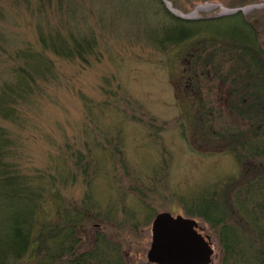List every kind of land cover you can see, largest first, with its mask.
Here are the masks:
<instances>
[{
    "label": "rangeland",
    "instance_id": "obj_1",
    "mask_svg": "<svg viewBox=\"0 0 264 264\" xmlns=\"http://www.w3.org/2000/svg\"><path fill=\"white\" fill-rule=\"evenodd\" d=\"M243 2L0 0V86L23 64L16 52L49 58L18 117L2 122L9 156L51 228L81 215L76 241L44 231L45 248L0 264H154L147 251L160 211L199 221L213 264H264V235L232 201L251 180L231 148L244 151L220 118L230 110L235 123L234 101L264 96V0ZM175 23L193 28L184 42L170 38ZM42 36L70 46L91 39L92 49L60 56ZM249 71L258 80L251 88Z\"/></svg>",
    "mask_w": 264,
    "mask_h": 264
},
{
    "label": "trees",
    "instance_id": "obj_2",
    "mask_svg": "<svg viewBox=\"0 0 264 264\" xmlns=\"http://www.w3.org/2000/svg\"><path fill=\"white\" fill-rule=\"evenodd\" d=\"M176 20L179 21V18ZM182 28L187 27L175 23L171 28L172 36L170 38L174 39V42H184V39L189 37L188 32L193 31V28H188L187 31ZM41 42L45 48L50 49L54 54L66 57L73 53L81 57L88 52V49H92L91 39L76 40L70 46L69 43L62 45L55 38L42 36ZM245 42L247 47L252 44L249 38H245ZM16 54L23 59V64L16 68L14 81H7L0 86V258L11 255L20 257L26 250H37L39 244L45 248L47 246L46 241L49 240L42 238L41 235L44 231L50 234V240L65 241L67 234H69L71 241H76L74 235L77 233L76 228L81 222L76 219V217L81 216L80 212L65 218L67 215L65 209L57 206L55 217L62 215L66 219V221L64 219V225L68 229L62 227L61 231L58 232L51 228V225L47 223L48 219L44 220L40 216L42 206L36 208L37 202L34 203L36 194L32 186L21 174L13 158L9 156L14 153L12 140L9 131L2 122L18 117V105L30 96L31 79L35 80V74L40 75V71L46 67L45 64L49 61L43 52L21 50ZM190 55L194 56L193 54ZM198 56L200 58V54ZM260 66L264 71V64ZM206 72L208 71L203 74ZM247 79L249 88L257 86L258 80L254 78L251 71H249ZM254 95V93L250 94L251 102L249 103H244L245 99H248L247 96L244 97L242 103L235 101L232 103L233 107L231 108L237 109L239 116L235 121L236 124L232 122L228 134L239 138L236 143L244 147L248 157H251L252 160L259 159L258 162H262L264 161V96L259 94L254 97ZM231 114L234 115L232 111ZM246 138L248 142L245 141ZM248 171L251 175V180L247 183L248 191L259 196L251 201L249 198L247 199V202L250 201L252 206L247 208L246 214L252 217L254 228L258 230L259 234L264 235V165L248 166ZM251 187H254L255 190L253 191ZM14 206L19 208L16 209ZM67 241L69 240L67 239ZM59 258H63V255Z\"/></svg>",
    "mask_w": 264,
    "mask_h": 264
},
{
    "label": "water",
    "instance_id": "obj_3",
    "mask_svg": "<svg viewBox=\"0 0 264 264\" xmlns=\"http://www.w3.org/2000/svg\"><path fill=\"white\" fill-rule=\"evenodd\" d=\"M199 228L195 219L158 214L152 225L149 260L158 264H210L214 250Z\"/></svg>",
    "mask_w": 264,
    "mask_h": 264
},
{
    "label": "bare ground",
    "instance_id": "obj_4",
    "mask_svg": "<svg viewBox=\"0 0 264 264\" xmlns=\"http://www.w3.org/2000/svg\"><path fill=\"white\" fill-rule=\"evenodd\" d=\"M240 2V1H242V3H243V0H236V2ZM261 6V5H260ZM256 6H249V7H247V8H242L243 10H247V9H253V8H255ZM201 7L199 6L198 7V9H200ZM227 11H229V10H227ZM235 11V10H234ZM242 41V43L245 41V39L244 40H241ZM193 75V74H192ZM192 75H190L189 77H190V79H191V76ZM194 78V77H193ZM189 80V79H188ZM196 80V79H195ZM197 81V80H196ZM230 111V110H229ZM229 111H227V115H226V117L227 118H225L223 115H220V118L221 119H223L225 122H227V124L226 125H223V128H222V130L223 131H225V132H227V133H229L228 132V130L230 131V128H231V126H232V121H230L229 120V114H228V112ZM211 115H212V112H211ZM232 115V114H231ZM203 122V121H202ZM198 130H199V132H200V127L198 128ZM231 145H236L237 143H234V144H232V143H230ZM239 147V146H238ZM240 148H242L243 149V151H244V147H241L240 146ZM233 151H235V154L237 153V158L239 159V162H240V164L242 165V167H243V169H245L246 168V166L248 165V166H257V165H264V161H262V162H258L257 161V159H253V160H251L252 158L250 157V160L248 159L249 157L247 156V154L245 153V151L243 152V153H241V152H237V150L233 147V148H231ZM210 152V151H209ZM240 155H242L240 158H239V156ZM246 156H247V159H246ZM257 163V164H256ZM246 189H247V183H245V184H243L242 185V188L241 189H239V192L238 193H240L239 194V196H241L239 199H233L232 201L233 202H235V203H237V207H238V209H240L239 211H241L243 208H245V210H247L246 208H247V204H246V201L244 200L245 198H246V200L249 198L250 199V201L251 200H253L254 198H257L259 195L258 194H256V193H254V194H249L248 196H247V194H246ZM245 193V194H244ZM248 203V208H249V206H252V204L251 203H249V202H247ZM164 212H168V213H170L172 216H174V217H177V216H181L182 218H184V219H195V218H192V217H188V216H185V215H183V214H180V213H177V214H174V213H172V212H170V211H160L159 213H157L156 214V216L158 215V214H160V213H164ZM156 216L154 217V219L156 218ZM247 217V219H248V215L246 216ZM249 218H251V220H252V217H249ZM154 219H153V221H154ZM244 219V218H243ZM153 221H152V225H153ZM246 222L248 223V220H246ZM243 223H244V221H243ZM245 224V223H244ZM246 225V224H245ZM246 226H249V223L246 225ZM198 230V232L200 233V234H202L204 237H205V239L207 240V242H209V244H210V246H211V248L214 250V247H213V244H212V242H211V239H209V238H207L206 236H205V234L203 233V231L202 230H200V229H197ZM233 242H234V240H232ZM152 244V243H151ZM151 244H150V248H151ZM68 245H70V246H68V250H70L69 251V253H70V255H71V252H72V250H73V248H72V245H71V243L69 244L68 243ZM150 248H149V250H150ZM96 250V249H95ZM149 250L147 251V258H148V252H149ZM5 253V252H4ZM6 254V253H5ZM87 254V253H86ZM98 258H101L102 260H103V255L100 253V252H97L96 254H95ZM86 256H88V255H86ZM214 256H215V250H214V252H213V254H212V256H211V263L210 264H213V261H214ZM148 261L149 262H151L150 260H149V258H148ZM107 263H112V259H109L108 261H107ZM106 263V264H107ZM151 263H154V264H158V263H155V262H151ZM114 264V263H113Z\"/></svg>",
    "mask_w": 264,
    "mask_h": 264
},
{
    "label": "flooded vegetation",
    "instance_id": "obj_5",
    "mask_svg": "<svg viewBox=\"0 0 264 264\" xmlns=\"http://www.w3.org/2000/svg\"><path fill=\"white\" fill-rule=\"evenodd\" d=\"M223 1H226V0H223ZM231 2H232V0H230ZM243 1H245V2H247L248 0H243ZM227 2H228V0H227ZM244 3V2H243Z\"/></svg>",
    "mask_w": 264,
    "mask_h": 264
}]
</instances>
